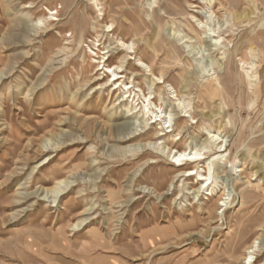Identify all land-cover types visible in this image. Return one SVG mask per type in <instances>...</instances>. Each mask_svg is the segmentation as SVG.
<instances>
[{
	"label": "rangeland",
	"instance_id": "1",
	"mask_svg": "<svg viewBox=\"0 0 264 264\" xmlns=\"http://www.w3.org/2000/svg\"><path fill=\"white\" fill-rule=\"evenodd\" d=\"M30 1L0 0V264H242L254 241L264 262V0H99L96 31L81 29L84 13L97 15L87 0ZM48 7L69 15L62 37L34 25ZM97 35L101 48L134 42L125 73H140L134 84L175 132L155 136L165 123L144 116L142 92L128 113L119 94L97 89ZM139 58L163 76L160 91ZM210 130L225 153L211 156ZM154 146L206 160L173 165ZM196 165H211L209 191L182 175ZM59 181L55 199L47 190Z\"/></svg>",
	"mask_w": 264,
	"mask_h": 264
},
{
	"label": "bare ground",
	"instance_id": "2",
	"mask_svg": "<svg viewBox=\"0 0 264 264\" xmlns=\"http://www.w3.org/2000/svg\"><path fill=\"white\" fill-rule=\"evenodd\" d=\"M22 1H24V0H22ZM87 1H89V4L92 5L96 9L97 15L93 19V18H91L89 12H88V14L84 13V15L82 16V20H83L84 25L81 26L82 27L81 29L86 31L87 30L86 28L88 25V26H90L89 29L96 31V27H95L96 19H99V17L101 15H103L102 8L100 7L101 3H99V0H87ZM71 3L72 2H65V4H64L65 6L63 5L62 9L64 10L66 8L68 10L72 6ZM85 3L87 4V2H85ZM23 5H24V8H26V9L32 8V7H34L33 6L34 1L32 0L30 2L24 3ZM7 6H8V8L10 7L9 5H7ZM46 11L49 12V14L42 13V15H40L35 20V23H34L35 27L37 29H39L40 31H42V33H46L47 36H48V33L55 31V34L57 36L62 37V32L59 30V27H60L59 25L62 24L66 19H68L69 15L67 17H65L64 14H66V12H64V14L62 15L64 17H59L60 15H57V14H59V11H54L50 7L46 8ZM171 12H173V11H171ZM72 14L73 15L70 17V19L73 21H76V19H75V14H77L76 10H73ZM194 17H196V16H194ZM201 23H203V22H201ZM104 28H105L104 32H112V30H113L112 25L111 26L105 25ZM66 33H67L66 36L72 35V33H70V31H67ZM205 33L207 34L209 32L205 31ZM188 36L189 35H186L185 37H188ZM7 37L9 38V34ZM98 37H99V35H97V39L95 40V44H94L96 46V49L91 50L92 54L97 59L95 61V63L97 64V66H96L97 70H96V73L94 74L95 75V83H96V81L98 82L99 80L103 81V82H100L101 86H98L97 89L98 88L103 89L104 87L109 88V89L111 88L113 95H114V93L119 94L117 97V100L120 101L121 104H124L127 108L129 107L130 104L132 105L130 110L127 111L128 113H131V112L135 113L137 111L140 103L139 104H136V103L142 99L140 97V94L137 91L142 92L146 101H148V103H146V101H144V106L141 107L143 109L142 113H144V116L148 117V120L150 119L152 123L158 122L159 120H161V121L163 120L165 125H167V123L169 122L168 112L164 111L163 109L161 110L162 107L159 106L157 103H156V106L154 105L156 107V109H153L150 107V105L153 104V100L156 98V96L152 97V95H151L152 93H149V94L145 93L144 90L142 88H140V85L134 84L135 79L137 78V76L140 75V73L138 71L136 73H134V71H133L132 74L134 75V78H132L133 76H130V75L127 76V74L125 73V71H126L125 64L129 65V63H128L129 54L133 55L135 53V50L133 48L134 42L133 41L132 42H126L122 38H117L112 43V44H114V46L111 47V45H112L111 44V45H107V46L101 48V45H103L105 42H102V39H99ZM152 40H153V38H152ZM9 41H11L10 38H9ZM217 42H218V40H216L214 42V45H216ZM66 43L67 42H65V44ZM184 43H186V42H184ZM173 45H174V43H173ZM65 49H66V47L65 48L64 47L63 48H57L56 51H57V53H61V52H64ZM114 50H116L118 52V54H125V55L122 58H119V60L117 62H114L112 65H110V64H108V60H110L111 57L113 56ZM74 54H75V52H74ZM129 58L132 59V56ZM4 59L5 58H2V59H0V61L5 62L4 65H6V67H7V63H6V61H4ZM188 63H189V61H188ZM158 64H159V62H158ZM130 66L132 69H135V66H133L131 64H130ZM136 66H138L140 68L141 67L146 68V70L149 71V75L151 76L150 80L152 81L153 85H156V87H158V89L160 91L161 83H166V81L163 80V76L162 75L159 76V75L155 74L151 65L144 62L142 58H139L137 60ZM5 72H6V70L2 69V71L0 72V79H2ZM126 79H128L129 82H125ZM146 83H148V82L146 81ZM136 86L139 87V90H136ZM171 89L173 91V94H175L176 91L174 90V88L171 87ZM217 90H218V87H215L213 84H211L209 86L208 92L210 94L214 95L217 92ZM155 93L158 94V91ZM174 97L176 98L175 100L177 101V103L174 104V107L178 106V107L182 108L183 111L186 112V114H187L188 111L186 109V106H184V101L182 100V98L177 96L176 94L174 95ZM140 110H138V111H140ZM175 110H176V108H175ZM184 116H187V115H184ZM147 124H148V122L146 119L145 125H147ZM185 124H186V120L183 119L181 116L178 124L176 125V129L179 130V129L185 127ZM165 125L164 126L162 125L163 129L160 130L157 133V135H155V136L160 137L163 135H168V133L175 132V128H173V126L171 124L166 126V128H168L167 130L165 128ZM179 134H177V136ZM208 134L209 135H208L207 140L214 141L215 146H216V152L214 154H211V156H214L218 153H225L228 148L224 145L223 140H220L219 143H216L219 140L220 134L219 133H213V131H211V130L209 131ZM220 139H221V137H220ZM155 145H157V144H155ZM154 147H155L154 149L157 150L158 154H161V155L166 154L167 157L172 161L173 165L180 164L183 166H187L188 164H198L200 162H203V160H206V158L204 156H202L201 151L196 149V148H195V150L192 149L189 152H188V149L176 151L174 148H172V149H169L168 152L166 153V151L163 148H160L157 146H154ZM220 156H222V155H220ZM207 159L210 160L209 158H207ZM183 160H185L186 162H182ZM209 162H211V161H209ZM151 163H157V161H152ZM184 168L185 169H183V174H182L183 176H186L189 179H191V177L197 176V182L200 184L197 191L200 192V190L202 188H206V190L209 191V188L213 184V181L211 182V179H212L211 165L204 167L205 169H208L204 173H201L198 171L197 165L194 168H189V169H187L186 167H184ZM246 180H247V178H246ZM64 182L65 181H59V183H57V185L53 186L52 189L47 190V192L48 193L50 192L51 194L56 196L55 197V199H56L58 196L57 194H61L65 190V187L62 188V184ZM66 186H67V184H66ZM223 202L225 203L224 205H227L225 200H223ZM86 219L83 218L81 220V222L76 223V225L73 224L72 226L74 228L76 226L80 227L82 224H84L86 222ZM262 222L264 224V221H262ZM176 233L177 232L174 230L170 234H166V235L170 236L171 234H176ZM262 233L264 234V229H263ZM256 243L257 242L254 241L252 244H250L246 247V250L243 251L244 254L241 255L244 257L243 258L240 257L242 259L235 257L236 259H234V260H237L238 263L240 262L242 264H264V262H260V263L257 262V260H258L257 256L259 254V250L256 248ZM230 256H231V258H234V255L232 253H230Z\"/></svg>",
	"mask_w": 264,
	"mask_h": 264
}]
</instances>
